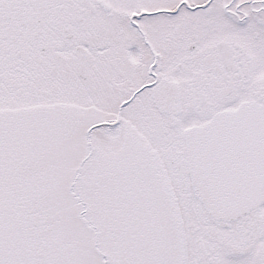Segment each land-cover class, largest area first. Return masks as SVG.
<instances>
[{"label": "snow or ice", "instance_id": "obj_1", "mask_svg": "<svg viewBox=\"0 0 264 264\" xmlns=\"http://www.w3.org/2000/svg\"><path fill=\"white\" fill-rule=\"evenodd\" d=\"M0 264H264V0H0Z\"/></svg>", "mask_w": 264, "mask_h": 264}]
</instances>
